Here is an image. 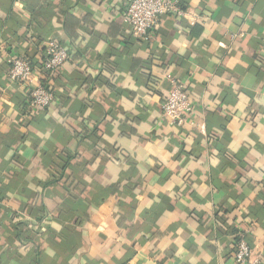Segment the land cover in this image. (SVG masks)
<instances>
[{
  "label": "crops",
  "instance_id": "obj_1",
  "mask_svg": "<svg viewBox=\"0 0 264 264\" xmlns=\"http://www.w3.org/2000/svg\"><path fill=\"white\" fill-rule=\"evenodd\" d=\"M128 2L0 0V264H238L240 237L264 254V0H183L149 42ZM50 41L69 59L42 75ZM172 78L182 126L160 108Z\"/></svg>",
  "mask_w": 264,
  "mask_h": 264
},
{
  "label": "built area",
  "instance_id": "obj_2",
  "mask_svg": "<svg viewBox=\"0 0 264 264\" xmlns=\"http://www.w3.org/2000/svg\"><path fill=\"white\" fill-rule=\"evenodd\" d=\"M184 14L181 0H129L126 9L131 35L143 41L152 39L164 15L182 17ZM44 50V59L40 67L42 75L58 71L69 59L67 48L61 42L50 41ZM6 59L9 65L7 78L10 82L29 89L30 107L47 109L54 100V92L48 83L35 80L32 60L14 52H10ZM171 82L173 86L162 99L160 108L171 124L182 126L190 121L189 118L194 113V103L185 83L173 78ZM234 256L238 264H264V254L255 255L243 237L236 242Z\"/></svg>",
  "mask_w": 264,
  "mask_h": 264
},
{
  "label": "trees",
  "instance_id": "obj_3",
  "mask_svg": "<svg viewBox=\"0 0 264 264\" xmlns=\"http://www.w3.org/2000/svg\"><path fill=\"white\" fill-rule=\"evenodd\" d=\"M181 6H182V8H184V6H183V0H181ZM133 38H134V37H133ZM134 41H138V39L134 38ZM147 42H149V41H147ZM132 46L135 47V44H134V45L132 44ZM32 62H33V61H32Z\"/></svg>",
  "mask_w": 264,
  "mask_h": 264
}]
</instances>
